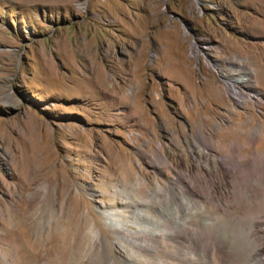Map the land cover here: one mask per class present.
<instances>
[{"label":"rangeland","instance_id":"374dc122","mask_svg":"<svg viewBox=\"0 0 264 264\" xmlns=\"http://www.w3.org/2000/svg\"><path fill=\"white\" fill-rule=\"evenodd\" d=\"M158 183L193 218L155 262L264 264V0H0V264L118 259L100 210Z\"/></svg>","mask_w":264,"mask_h":264},{"label":"bare ground","instance_id":"6f19581e","mask_svg":"<svg viewBox=\"0 0 264 264\" xmlns=\"http://www.w3.org/2000/svg\"><path fill=\"white\" fill-rule=\"evenodd\" d=\"M90 79L99 89L105 90L106 88H108L107 80L105 79L103 74L98 77V79L96 78V81L95 78ZM228 86L236 97H238L239 99L241 97L243 98L244 93L241 90L237 89L234 84L228 82ZM113 162L118 166L119 170L122 171L123 179L128 180L132 174L129 163L121 155H119L117 160ZM176 185H172L173 189L171 191L172 193H170L169 190H166L160 183H158V191L156 189V191L154 190L153 193L154 198L157 201L159 200L158 202L161 204V207H157L154 210L156 214H150L147 212L148 207H146V203H144L143 206H139L138 204L134 210V213L129 216L128 219L122 218L123 216L117 208H104L100 210L101 216H103L104 219H107V225L110 227L111 232L115 234L114 239H112L113 245L115 246L118 244V247H122L125 252L124 255H119V258L117 257L118 259L110 257L108 252L110 242L105 239H100L102 242L101 255L104 258L105 264H137L138 260H140L139 262H141V264H175L172 260L159 259L158 263L155 261L157 259V251L159 249H168L171 251L177 243H183V241L187 240L184 239L185 234L192 232V228L190 227V220L193 218L192 214L186 211L184 217L180 218V216L175 213V210L173 208V200H175L176 202L178 198H182L181 201H178L184 204V206H186V209H188V205L185 201V194H182L179 191H175ZM187 188V192L189 194L201 196L200 194L196 193L193 184L192 186H189L188 184ZM42 189L47 193L49 191V185L44 184L42 186ZM168 205H170L172 209H167L166 206ZM89 229H91L97 235L99 234L98 229H96L95 223H93V225H90ZM263 251L264 248L260 249L261 253ZM61 257L62 256L60 255L58 258L59 263L63 262ZM174 257L178 258L177 255H175ZM181 260L190 262V257L186 253L185 258Z\"/></svg>","mask_w":264,"mask_h":264}]
</instances>
